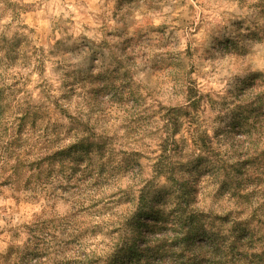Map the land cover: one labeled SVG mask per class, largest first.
<instances>
[{
    "label": "clouds",
    "instance_id": "9594fccd",
    "mask_svg": "<svg viewBox=\"0 0 264 264\" xmlns=\"http://www.w3.org/2000/svg\"><path fill=\"white\" fill-rule=\"evenodd\" d=\"M0 264H264V0H0Z\"/></svg>",
    "mask_w": 264,
    "mask_h": 264
}]
</instances>
